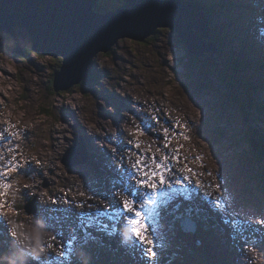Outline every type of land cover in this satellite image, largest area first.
Here are the masks:
<instances>
[{"label": "rangeland", "instance_id": "obj_1", "mask_svg": "<svg viewBox=\"0 0 264 264\" xmlns=\"http://www.w3.org/2000/svg\"><path fill=\"white\" fill-rule=\"evenodd\" d=\"M193 1H203L211 7L215 36L223 43L221 52L211 51L193 60L186 59L187 48L176 33L168 28L159 29L144 43L121 39L112 52L96 59L86 81L63 92L50 90L52 79L61 68V57L39 55L30 49L25 56L0 54V129H10L9 135L19 133L10 144L0 148L5 157L0 162L6 166L9 160L21 157L28 166L25 172L19 174L15 170L9 171V178L1 181L2 186L9 182L11 176L14 177L7 195H0V201L10 214L6 217L10 218L9 222H3L6 235H0V264H264V0H231V5L227 3L229 0ZM143 103L149 107L157 106L155 117L151 115L141 119L135 114L140 109L148 110L144 109ZM69 104L72 109L68 108ZM91 108L104 119L130 115V120H135L137 124L130 127L133 136L127 140L128 145L116 141L117 137L114 139V151L119 154L123 149L134 154L132 160L140 154L153 155L151 151L140 148L151 135L149 128L154 118L160 123L156 126L158 136L164 139L163 142L172 141L171 146L174 145L175 150L191 138L199 149H202L201 145L209 146L207 153L211 155L206 154L205 165L209 164L207 170L211 176L208 175L212 178L211 183L199 185L200 196L204 197V191L213 196L215 186L219 185L223 196H216L215 199L228 201L233 227L229 228L215 210L214 205L219 212H225L223 203L208 200L216 211L213 213L206 207L193 206L177 197L172 200L173 205L170 203L160 208L155 237L157 256L154 259L139 246L123 250L115 247L112 239L124 241L126 237H135L132 225L128 224L125 228L112 219L111 225L106 228L81 226L76 222L74 228L79 235L70 240L71 250L69 242L63 244V249L56 246L50 248L56 256L63 255L60 251L67 253L63 259H44L30 248L38 256L36 262H31L22 254L30 251L23 231L39 229L43 236H53L60 241L65 230L74 223H68L66 218H75L68 216L62 208L63 202L56 197L57 191L68 186L77 189L83 186L87 194L97 190L106 192L107 183H115L117 177L108 173L106 166L122 171L119 160L109 153L113 144L104 134L97 139L89 131L80 130L81 119L78 124L73 123L75 111L88 115ZM161 109L165 110V114L160 113ZM169 114L174 116L170 117V123L165 118ZM28 117L36 121L35 126L26 125ZM178 119L191 120L197 127L191 129L187 122ZM37 120L42 123L39 130L35 129ZM67 126L62 136L65 143L58 150L53 148L60 129ZM141 131L143 135H140ZM175 134L181 135L179 140H175ZM27 136L29 140H26ZM206 138L213 146L205 142ZM25 141H29L30 146L24 148L23 153ZM78 142L83 143L90 161L72 169L62 163V158ZM253 142L258 149L254 148ZM136 143H140L141 147L133 150ZM9 148L14 150L8 151ZM51 151L55 152L53 160L49 161L43 153ZM165 154L175 156L179 153L164 152L156 156L162 158ZM201 158L188 159L179 165L180 170L186 169L187 165L198 168L201 173L206 168L200 165ZM55 165L63 167L69 176L82 175L86 183L80 186L68 184L60 171L58 181H53ZM217 166H223L224 170H218ZM234 179L237 183L232 188ZM227 184H230V190H226ZM36 189L41 192L37 193ZM147 191V188L141 189L137 199ZM129 198V193L118 192L117 201H113L114 208H120L123 201ZM93 199L92 195L90 201ZM82 204L89 207V201ZM103 204L110 206L109 203ZM235 204L239 208L234 213ZM28 205L29 210L26 209ZM33 205L36 211L27 214L33 211ZM17 207L21 210L17 211ZM71 213L77 218L82 212ZM184 216L191 218L189 223L184 224L187 228L196 227L195 232H186L182 227ZM119 218L127 223L124 218ZM210 218L212 224L207 222L211 221ZM239 219L249 222L244 231V242L239 240L234 224ZM257 251L254 255L257 262L250 260L248 256L253 257L252 254Z\"/></svg>", "mask_w": 264, "mask_h": 264}, {"label": "water", "instance_id": "obj_2", "mask_svg": "<svg viewBox=\"0 0 264 264\" xmlns=\"http://www.w3.org/2000/svg\"><path fill=\"white\" fill-rule=\"evenodd\" d=\"M98 0H0V53L25 56L36 54L62 58L56 73V92L69 91L90 76L96 59L114 50L121 39L144 43L159 29L178 35L189 55L217 52L205 8L191 0H127L106 13L96 11ZM196 30V32H194ZM198 34L196 35L195 33ZM254 148L258 145L253 142ZM90 161L82 142L71 146L62 163L68 167ZM30 209V205L26 207ZM32 214L36 211L33 205ZM184 223H189L187 217ZM186 232L196 227L184 224Z\"/></svg>", "mask_w": 264, "mask_h": 264}, {"label": "bare ground", "instance_id": "obj_3", "mask_svg": "<svg viewBox=\"0 0 264 264\" xmlns=\"http://www.w3.org/2000/svg\"><path fill=\"white\" fill-rule=\"evenodd\" d=\"M211 1V0H210ZM211 14V13H210ZM208 18V17H207ZM217 29V28H216ZM194 32H196V30H194ZM196 34V33H195ZM212 34H213V31H212ZM215 34V33H214ZM214 36V35H213ZM215 37V36H214ZM2 55V53H0ZM5 55V54H4ZM61 68H62V65H61ZM61 68L59 69V71L61 70ZM58 71V72H59ZM232 71V70H231ZM3 72L5 73H8L10 74L9 71H6V70H3ZM236 72V71H235ZM65 104V102H64ZM141 104V102H140ZM143 107L144 109L146 108L147 109V106L145 104H143ZM68 108L69 109H72V106L69 104L68 105ZM155 109V108H154ZM149 111V110H148ZM29 112V111H28ZM136 115L139 116V118L143 119L145 116H151V114H147V115H140L138 113H135ZM32 116V114H31ZM130 116V115H129ZM128 115H121V116H117V117H114V119L112 118V116H109L110 118L108 119H104L100 114L99 112L95 111L94 108H91V113L88 114V115H83V114H80L78 111H75L74 112V120H73V123H76L78 124V120L81 119L82 120V125H80V130L81 131H89L90 133L89 134H92L95 138L99 139L100 137H102V135L104 134L105 137L107 139H109V141L112 142L113 144V149L111 150V152H109L113 157L114 159L116 158L117 160H119L120 162V165H121V172L118 171L117 168H114L112 166H106V169L108 173H111V174H114L116 175L117 177L114 179L115 183L113 182H108L107 183V190L106 192H104L103 190L100 192H98L99 190L95 191L94 193H88L86 192V189L84 190L82 187L81 189H77V188H74L73 186H70V189L71 191H67L66 189L65 190H60V191H57V194H56V197L58 198L59 201H62L63 202V205H62V208L65 209V212L68 213V216L72 217V218H75L74 220H71V218H66L68 223L73 221L74 223H72V226L68 229V230H65V235H63L61 237V240L58 241V239H54L53 236H49V238L42 235L41 237V240L39 242V244L36 242V240L33 238V235L31 231H26L25 232L23 231L24 233V237L27 241V244H28V249L30 251L28 252H25V253H22L24 256H27L30 261H34L36 262L37 261V258L38 256L34 255L32 250L30 248H33V250L37 251L38 254H39V257H42L44 259H50L52 261H54L52 259V257L55 255L54 253H52L50 251V248H52V246H56V247H59L60 248V245L61 244H68V242L72 239H74L78 234V231L74 228V224L76 222L80 223L79 221V217H75L72 215L71 212H75V213H80V212H95L96 211V208L99 207V208H106L105 205L103 203H109V207H111L114 212L121 209L123 206H121L120 208H117L115 209L114 208V203L113 201H117V195H118V192H125V193H129L130 190L132 191H137L138 192V195L140 194L141 192V189H138L136 187L137 185V179L138 177H135V178H132V179H129L128 177V173L130 171H133V165L136 163V159L135 160H132L134 154H130V153H126L123 149L121 151V153H116L114 151L115 147H116V142L114 141V139L117 141H121L123 142L125 145H128V142L127 140L130 139L132 136H133V133H132V130H131V126L136 122H134L132 119L130 120ZM153 116V115H152ZM33 117V116H32ZM32 117H29V120L26 122V125L32 127V126H35L36 125V121H34V119ZM35 117V115H34ZM155 117V116H154ZM166 118V117H165ZM172 118H174V116H172ZM37 119V118H36ZM145 120V119H144ZM168 120V118H167ZM180 121H184V122H187L188 124V127L191 128V129H196V125L194 124V122H192L191 120H187V119H178ZM134 122V123H132ZM151 125H150V128H149V132H150V137H148V139L144 140V142H142V144L144 145L143 148H140V149H146V150H149L151 151L153 154H159V153H164V152H171V153H174L176 150L173 146L171 147H166L165 145L167 144H170L172 145V141H169V142H163V138L159 137L158 136V130L156 129V126H159L160 123L158 120H156V118L153 119V121H151ZM168 123H170V121L168 120ZM137 124V123H136ZM69 126L67 127H63L62 129H60V132H59V136L55 139V141H57L60 146L62 147L63 144L65 143L64 141V138L62 136H64L65 134H63L64 131H66L68 129ZM162 127V126H161ZM26 128V127H25ZM40 128H42V123L37 120V126H36V130H39ZM135 128V127H134ZM26 130L28 131V129L26 128ZM160 130L162 131V129L160 128ZM181 131V130H180ZM184 131V130H183ZM51 132V130H50ZM160 132V131H159ZM163 132V131H162ZM195 132V131H194ZM32 134L33 131H31ZM110 133H112V138L110 137L109 138V135ZM166 134V133H165ZM26 135H27V132H26ZM180 134H175L173 137L175 138V140H179L180 138ZM205 138V137H204ZM86 139H88L90 141V138L89 137H86ZM145 139V138H144ZM26 140H29V137L27 136V139ZM134 140V139H132ZM105 142V141H103ZM135 142V141H134ZM205 142L209 143L210 146H213V144L209 141L208 138H206ZM262 142V141H261ZM174 143V142H173ZM177 143V142H176ZM175 143V144H176ZM180 143V142H179ZM202 143V142H201ZM188 144V145H187ZM177 145V144H176ZM175 145V146H176ZM180 145V144H178ZM222 145V143H221ZM230 145V144H229ZM264 145V144H263ZM30 145H29V141H25L22 145V148H23V153H24V148H28ZM149 146H151L149 148ZM119 147V146H118ZM202 149H199L196 147V144L194 143V141L191 139H189L187 141V143H183L180 145L179 147V155L180 156V161L179 163L175 162V160H172L170 161V163H172L173 165V172L176 173L177 177H182V176H190L191 177V184H188L186 182L185 185H173V187L175 188H181V187H188L189 191L192 193L191 197L190 198H183V197H180V200L182 201H187L188 204H192L193 206H197L200 205L201 207H206L208 208L209 210H211L213 213H218L219 217L222 219V221L229 227H233L232 226V223L231 221L233 220V216L230 214V207L228 205V201H225L226 203H223V205H225L226 207V211L221 213L219 212V208L217 206L214 205L215 207V210H213V208L209 205L208 203V200H214V198L216 196L218 197H221L223 196V189H221V187L219 186V188H217L215 185V194L212 195H205V191L202 190V192L204 193V197L202 198L200 196V189H199V185L200 184H203V183H211V178L208 173L209 171L207 170V166H209V164L205 165L207 163V157H206V154L208 155H211L209 152L207 153V150L210 148L209 146H203L201 145ZM135 146L133 148V150H135ZM120 149V148H119ZM223 149V148H222ZM229 149V148H228ZM26 150V149H25ZM218 150V149H217ZM226 150V149H225ZM27 151V150H26ZM118 151V149H117ZM119 152V151H118ZM126 153V154H125ZM225 153V152H224ZM148 157H151L152 155L151 154H147ZM157 159H161V157L159 156H156ZM198 157H202L200 159V165L203 166L205 165V169L201 170V173H204L203 176H194L192 175L191 173L187 172L186 169L184 171H180V168L181 166H179L181 163L187 161L188 159H197ZM216 157V156H215ZM218 157V156H217ZM216 157V158H217ZM221 157V155L219 156ZM218 157V158H219ZM224 157V156H223ZM222 157V158H223ZM226 157V156H225ZM224 157V158H225ZM108 158V157H107ZM223 158V159H224ZM212 159V158H211ZM15 160H18L20 162V165L21 167L19 168V170L17 171L16 174H19V173H22V172H25L26 169H27V165H25V162H22L20 157H17L15 158ZM29 160V159H28ZM218 160V159H217ZM227 160V159H225ZM230 160V159H229ZM224 161V160H223ZM233 161V160H232ZM150 163V160L148 161ZM220 163V162H219ZM228 163V162H226ZM214 164V163H213ZM0 165H3L1 162H0ZM221 165V164H220ZM223 165V164H222ZM4 168L0 169V172L4 171V170H7V165H3ZM218 167V170H224V167L223 166H217ZM233 167V166H232ZM74 168H77V167H74ZM72 168V169H74ZM79 168V167H78ZM82 168V167H81ZM190 168H192L194 170L195 173H199V169L196 168V167H193V166H190ZM64 172V168H61V167H58V166H55L54 167V177H52V180L53 181H58V172ZM84 171V170H83ZM89 171V170H88ZM227 171V169H226ZM67 172V171H66ZM69 172V171H68ZM82 172V171H80ZM87 172V171H85ZM212 172V171H211ZM217 172V170L215 171ZM222 172V171H221ZM230 172V171H229ZM65 173V172H64ZM84 173V172H83ZM220 173V172H219ZM217 173V174H219ZM60 174V173H59ZM70 174V172H69ZM224 174V172H223ZM227 174V173H226ZM233 174V173H232ZM42 176V175H41ZM72 178H74V180L77 181L76 185L75 186H80L81 185H84V179H83V176L80 175V174H77V175H71ZM85 176V175H84ZM87 176V175H86ZM219 176V175H218ZM222 176V174H221ZM225 176V175H224ZM5 178H9V177H4ZM13 176H11V178L9 179L10 181H13ZM90 178V177H89ZM229 178V176H228ZM227 178V179H228ZM234 178V177H233ZM214 179V178H213ZM8 180V181H9ZM222 180V179H221ZM15 181V180H14ZM87 181V179L85 180ZM237 181V180H236ZM235 181V179L233 180L232 182V188L235 186V184L237 183ZM89 182V181H88ZM231 182V181H230ZM215 183H216V180H215ZM219 183V182H218ZM220 184V183H219ZM195 185V188H193L192 186ZM230 185V184H229ZM229 185L227 184L225 187H226V190H230V187ZM87 186V185H86ZM99 186V185H98ZM97 187V186H94V188ZM90 188V187H89ZM3 191V188L1 186V181H0V192ZM37 193L41 192V190L39 189H36ZM118 191V192H117ZM207 193V192H206ZM93 195V201H90V198L91 196ZM229 195V194H228ZM242 195V194H241ZM196 201H195V200ZM220 200V198H219ZM246 200V199H245ZM244 200V201H245ZM83 201H89V205H91L92 207H88L87 205L84 206V207H81L80 205L83 203ZM231 203H233L234 201H230ZM170 203L173 205V201H170L168 203L167 206L170 205ZM242 203V202H241ZM47 204V203H46ZM234 210L233 212H237V209L239 208V205L238 204H235L234 205ZM167 208V207H166ZM165 208V209H166ZM50 210V209H49ZM52 210V209H51ZM181 210V209H180ZM177 211V210H176ZM182 211V210H181ZM48 212V211H47ZM166 214V213H165ZM177 214V213H176ZM248 215H251L250 213H248ZM10 216V214H8L6 212V206L3 204L2 201H0V235H3L5 236L6 235V232H5V229L3 227V222H9L10 218L9 219H6V217ZM185 217V216H184ZM246 217V216H245ZM245 217H243L245 219ZM248 217V216H247ZM246 217V218H247ZM186 218V217H185ZM191 219V218H190ZM196 219V218H195ZM110 220H112L111 218L109 217H104L103 218V222L104 224L106 225H111L110 224ZM240 220V219H239ZM249 221H251V219H249ZM114 222L116 224H120L122 225L123 227H127L129 223H126L124 221H120V218L117 216V218L114 220ZM248 222V221H247ZM170 222H167L168 226H170L169 224ZM181 224H182V227L184 226V222L183 220H181ZM202 224V223H201ZM201 226V225H200ZM120 227V226H119ZM23 229V228H22ZM29 229V228H28ZM31 229V228H30ZM77 229H78V226H77ZM252 231V230H251ZM42 232V231H41ZM124 232V231H123ZM125 232H126V229H125ZM258 234V233H257ZM209 235V234H208ZM258 236V235H257ZM113 238V237H112ZM122 239V238H121ZM112 242L113 244L115 245V247L123 250L125 247H128L129 249H134V248H137L138 245L136 244L135 242V238L133 239H129L128 237L124 238V241L118 239V238H115V239H112ZM260 243V242H259ZM69 245V244H68ZM248 245V244H247ZM251 246V245H250ZM262 252H263V249H261ZM259 250V251H261ZM55 251V250H54ZM259 251L257 252H254L252 255L253 257H250L248 256V258L252 261H255L257 262V260L255 259L256 256L255 253H258ZM18 253V252H17ZM57 253V252H55ZM248 255V254H247ZM245 261V260H244ZM248 261V260H247ZM19 262V261H18ZM20 263V262H19Z\"/></svg>", "mask_w": 264, "mask_h": 264}, {"label": "snow or ice", "instance_id": "obj_4", "mask_svg": "<svg viewBox=\"0 0 264 264\" xmlns=\"http://www.w3.org/2000/svg\"><path fill=\"white\" fill-rule=\"evenodd\" d=\"M10 129H0V148H3L5 144H10L12 138L18 135V132H13L9 135ZM167 131V130H166ZM144 132L141 131L140 135H143ZM187 139V137H185ZM171 140V137L169 138ZM170 147V144L165 145ZM136 148H140L141 144L136 143ZM151 146H149L150 148ZM13 148H9L8 151H13ZM179 153V149L176 150ZM5 157L0 153V160H3ZM150 160V163L148 162ZM175 160L179 163L180 156L175 155L171 156L165 154L161 159H157L156 155L153 154L151 157H148L146 154H140L137 156L136 163L132 166L133 171L128 173L129 179L138 177L136 187L138 189L147 188L149 191L143 192L142 196L137 199V191H129V199L123 201V207L114 212L111 207L106 208H96V211L93 212H82L79 214V221L81 226H92L98 225L101 228H106L107 225L104 224L103 218L109 217L113 220L117 216L124 218L127 223L132 225V232L135 237L136 244L141 247L146 255H150L153 259L157 256L155 250L156 247V230L158 227V217L160 216V208L162 205H167L170 201L174 200L177 197L190 198L192 193L189 191L188 187L175 188L173 185H185L186 182L191 184L190 176L177 177L176 173L173 172V165L170 161ZM21 167L20 162L13 158L8 161L7 170L0 172V181H3L4 177H8L9 171H18ZM4 168L3 165H0V169ZM181 169L180 171H184ZM186 171L191 173L194 176H202L204 173H195L194 170L186 165ZM211 173H209L210 175ZM12 187V183L5 182L2 184L3 191L0 192V195L6 196L8 190ZM195 188V185L192 186ZM219 188V185L216 186ZM208 195V193H205ZM158 197V199H157ZM214 203H226L222 199L216 200L214 198ZM84 207L83 204L80 205ZM89 207H92L89 205ZM131 214V215H127ZM235 228L238 233V238L240 241H246L244 235L245 229L248 227L249 222L244 220L234 221ZM131 239V237H130ZM72 241H69V249L71 250ZM64 245L61 244L60 248L63 249ZM63 255L56 256L54 255L52 259L58 260L63 259L67 253L60 251Z\"/></svg>", "mask_w": 264, "mask_h": 264}, {"label": "trees", "instance_id": "obj_5", "mask_svg": "<svg viewBox=\"0 0 264 264\" xmlns=\"http://www.w3.org/2000/svg\"><path fill=\"white\" fill-rule=\"evenodd\" d=\"M198 3H200L204 8H205V11H206V15H207V17H208V19L210 20V24H212V23H214V21H215V19L213 18V14H210L211 12H210V9H211V7L206 3V2H203V1H198ZM227 3L229 4V5H231V4H233V1H231V0H229V1H227ZM216 6H220V5H218V3L216 4ZM220 10H223L222 8H219ZM211 27H212V25H211ZM219 30V29H218ZM212 31H213V34H212V38H211V40H209V42H212V43H214L215 44V46H216V48H217V50L219 51V52H221L222 51V48H223V43H222V41H220V40H218V38L215 36V28L214 27H212ZM215 37H214V36ZM178 36V35H177ZM179 38V37H178ZM180 39V38H179ZM182 42V41H181ZM15 56V55H14ZM195 57H197V56H191V55H189V53H188V51H187V56H186V59L187 58H190L191 60H193V59H195ZM202 60V59H201ZM236 63H238V64H240V62H236ZM242 67H243V65H242ZM234 70L236 71V67L234 68ZM59 71V70H58ZM54 78L52 79V83H51V92L52 91H55V87H54ZM248 85L249 86H252L249 82H248ZM56 92V91H55ZM35 98V97H34ZM143 104H145V103H143ZM146 106H147V108H148V110L147 111H145V110H142V109H140V110H138L136 113H138V114H142V115H147V114H151V115H153V116H155V107H157V106H155V105H152V106H148L147 104H145ZM161 114H165V110H163V109H161V112H160ZM166 117V119L168 118V120L170 121L171 120V118H172V115L171 114H169V117L168 116H165ZM171 117V118H170ZM29 120V117H28V119H27V121ZM26 121V122H27ZM23 126V125H22ZM27 131V130H26ZM55 142V144H54V147L53 148H57V150L59 149V148H61V146H60V144L57 142V141H54ZM54 152L55 151H51V152H49V153H43V155L47 158V160H49V161H52L53 160V155H54ZM20 159H21V157H20ZM38 160H39V157H38ZM22 161V160H21ZM54 164V163H53ZM56 166V165H55ZM61 167V166H60ZM61 168H63V167H61ZM63 177H64V179H65V182L66 183H68V184H71V185H76V183H77V181L76 180H74V178H72V176H69L68 174H66V173H64L63 172ZM15 181H17V180H15ZM67 191H71V189H70V186H68V187H66L65 188ZM17 211H20L21 210V208L20 207H17V209H16ZM17 220H20V217L19 216H17ZM211 220V219H210ZM207 222L209 223V224H212L213 222H212V220L211 221H208L207 220ZM170 224V223H169ZM99 252H100V249H99ZM101 253V252H100Z\"/></svg>", "mask_w": 264, "mask_h": 264}, {"label": "flooded vegetation", "instance_id": "obj_6", "mask_svg": "<svg viewBox=\"0 0 264 264\" xmlns=\"http://www.w3.org/2000/svg\"><path fill=\"white\" fill-rule=\"evenodd\" d=\"M127 0H98L96 11L99 13H106L109 11L116 10L123 6ZM112 138V133H110L109 138Z\"/></svg>", "mask_w": 264, "mask_h": 264}, {"label": "clouds", "instance_id": "obj_7", "mask_svg": "<svg viewBox=\"0 0 264 264\" xmlns=\"http://www.w3.org/2000/svg\"><path fill=\"white\" fill-rule=\"evenodd\" d=\"M32 235L36 242L39 244L42 237V232L39 229H33Z\"/></svg>", "mask_w": 264, "mask_h": 264}]
</instances>
